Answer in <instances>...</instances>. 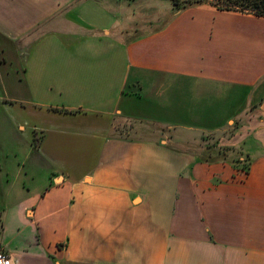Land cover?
Here are the masks:
<instances>
[{"label":"crops","instance_id":"0c3cea01","mask_svg":"<svg viewBox=\"0 0 264 264\" xmlns=\"http://www.w3.org/2000/svg\"><path fill=\"white\" fill-rule=\"evenodd\" d=\"M104 1L0 0V250L264 264V17L202 3L140 32L136 0ZM129 120L174 133H119ZM189 130L242 152L248 173L201 157Z\"/></svg>","mask_w":264,"mask_h":264},{"label":"rangeland","instance_id":"374dc122","mask_svg":"<svg viewBox=\"0 0 264 264\" xmlns=\"http://www.w3.org/2000/svg\"><path fill=\"white\" fill-rule=\"evenodd\" d=\"M106 4L107 3L105 2V5ZM139 7H140V14H139ZM173 7L174 5L172 4L171 0H140L139 2L136 0L133 6H131V8L134 11V16H137L138 18L140 17L139 18L140 25H141L140 32L145 31L151 27V25L149 24V21L151 20L153 21L161 20L162 21L168 18ZM157 15H159L160 17ZM118 16H119V13H118ZM131 16L133 17V15ZM153 25H156V23H154ZM256 49H257L256 50L257 55L262 54V51H260V50H263L262 47L256 46ZM12 69H14V67ZM225 86L226 88H228V87H231L232 85L229 82H226ZM164 92L165 93L162 95L167 96L168 93L166 89L164 90ZM149 95L153 97V96H157L158 94L152 93ZM151 96H147V99L144 103L153 104V101H152L153 98ZM144 103L142 104L143 109H147V110L150 109V106H147ZM227 105L228 104H227V98H226V105H225L226 108L223 110L220 109L221 112L222 111L225 112V115L230 111L227 109ZM233 125H234V121L230 122V124H227L225 133L228 134L232 132ZM115 127L119 129L118 130L119 133L128 132V134L129 135L131 134V136L140 137L143 139H151V138L157 137L160 135V133H162L163 135L171 134V136L174 133L172 132V130L168 129L167 127L158 126V125L156 126L155 124L151 122H146V121L129 120L127 122H122V123L120 122L118 125L116 124ZM182 136H187L189 139H191V141L187 143L195 152L202 154L201 157L203 158H212V157L220 158L219 157L220 155L218 156L217 154L218 151L221 152L223 148H228L227 147L228 145H225L227 144V142L225 141L222 142L218 140L217 138L218 135H215L213 133L212 134L205 133V134L200 135L197 133V130H189L187 131L186 134H183ZM185 143H186L185 141H179L176 144L178 146L184 147ZM241 153L242 152L238 151L236 148H233V151L232 150L227 151L226 159L232 160L238 157L241 159ZM245 159H241V160H245ZM244 173H246V171Z\"/></svg>","mask_w":264,"mask_h":264},{"label":"trees","instance_id":"16d2710c","mask_svg":"<svg viewBox=\"0 0 264 264\" xmlns=\"http://www.w3.org/2000/svg\"><path fill=\"white\" fill-rule=\"evenodd\" d=\"M172 4L176 9L185 8L191 5H197L202 3H210L221 10H238L247 13H253L257 16L264 17V0H171ZM233 148H223L220 152V159L225 160L227 151ZM234 165L239 167L241 170H245L246 173L249 171V160H241L239 157L231 160Z\"/></svg>","mask_w":264,"mask_h":264},{"label":"built area","instance_id":"2783aa9c","mask_svg":"<svg viewBox=\"0 0 264 264\" xmlns=\"http://www.w3.org/2000/svg\"><path fill=\"white\" fill-rule=\"evenodd\" d=\"M0 264H14V259L5 250H0Z\"/></svg>","mask_w":264,"mask_h":264}]
</instances>
